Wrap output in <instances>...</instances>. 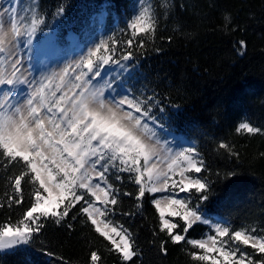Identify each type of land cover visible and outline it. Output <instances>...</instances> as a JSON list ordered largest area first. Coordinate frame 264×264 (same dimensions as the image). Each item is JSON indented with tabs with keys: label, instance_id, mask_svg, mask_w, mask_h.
Masks as SVG:
<instances>
[{
	"label": "trees",
	"instance_id": "16d2710c",
	"mask_svg": "<svg viewBox=\"0 0 264 264\" xmlns=\"http://www.w3.org/2000/svg\"><path fill=\"white\" fill-rule=\"evenodd\" d=\"M131 2L37 0L44 23L34 34L36 43L65 48L70 35L82 40L87 34L97 35L100 27L106 35L112 33L113 56L132 53L130 86L150 109L149 117L192 142L203 161L197 174L206 191L197 208L227 222L233 231L264 236V0H148L155 31L120 40L116 30L124 28ZM225 14L231 17L228 27ZM240 123L261 131L237 132ZM221 143L230 151L219 148ZM4 164L0 156V204L4 205L0 227H17L31 205L34 186L23 181V202L9 206L7 197L14 195L9 177L19 173L20 165ZM120 176V180L108 176L118 189V204L109 217L132 234L136 255L129 264H211L193 260L191 245L168 240L159 231L152 196L146 192L137 200L139 185L132 175ZM40 223L44 227L26 247L0 253V264H91L92 251L101 257L98 264H125L79 206L60 224L46 218ZM205 232V226L195 224L187 238L197 239ZM162 242L166 253L161 251ZM241 249L264 264V254L249 245Z\"/></svg>",
	"mask_w": 264,
	"mask_h": 264
},
{
	"label": "snow or ice",
	"instance_id": "6c2138e0",
	"mask_svg": "<svg viewBox=\"0 0 264 264\" xmlns=\"http://www.w3.org/2000/svg\"><path fill=\"white\" fill-rule=\"evenodd\" d=\"M30 11L31 18L21 15L12 0H8L6 7L0 5V156L5 160V167L20 165L19 173L9 177L14 190V195L7 197L9 206L23 202V181L29 180L34 186L31 205L20 221L23 227H0V249L28 244L44 227L41 218L54 219L60 224L79 206L95 232L110 242V251H115L129 264L136 255L132 234L122 225L112 226L113 222L107 219L118 204V189L109 183L107 175L110 169L131 174L139 185L136 199L142 200L146 192L166 191L169 182L173 189L179 188L181 192L189 189L201 192L205 183L187 174L200 173L203 161L197 159L192 147L173 151L167 142L162 145L146 122L150 109L141 102L127 96L120 100L106 97L105 87L99 86L97 80L102 79L99 69L119 61L113 59L114 49L105 41L90 48L74 67L68 65L59 72L42 76L39 81L29 80L15 50L21 46L23 37H31L44 23L35 7H30ZM223 19L228 27L231 17L225 14ZM129 27L133 36L150 34L155 31V18L143 9L134 16ZM240 44L243 46L244 42ZM101 50L109 54L98 56ZM131 55L127 52L121 59L129 60ZM21 86H26L27 91ZM241 130L261 131L249 123H240L236 131ZM219 148L230 151L226 143L219 144ZM177 174L180 179H173ZM121 178L116 176L117 180ZM85 193L94 199L86 198ZM154 204L159 212V231L166 233L168 240L173 244L187 243L203 252H191L193 260L244 264L247 259V264H259L223 237L230 236L232 241L250 245L264 254V236L230 232L228 227L214 224L215 236L188 239L193 225L209 223L199 209L172 197H166L163 202L154 200ZM166 212L168 217L179 220L170 221ZM161 251L167 252L166 242H162ZM210 254H218L222 260ZM100 259L97 251L91 252V264H98Z\"/></svg>",
	"mask_w": 264,
	"mask_h": 264
},
{
	"label": "rangeland",
	"instance_id": "374dc122",
	"mask_svg": "<svg viewBox=\"0 0 264 264\" xmlns=\"http://www.w3.org/2000/svg\"><path fill=\"white\" fill-rule=\"evenodd\" d=\"M12 3L14 6H16L18 9L21 10L20 12L21 15L28 16L29 18H31L30 7H35L37 9V0H12ZM0 5H3L5 7L8 6V0H0ZM143 9H147L148 14L152 16L151 9L148 4V0H132L129 12L125 17L126 19L124 21V28L120 30H116L117 33L119 32L118 33L119 37L117 38L122 40L123 37L127 35L130 38L145 35L142 33H137L135 36H133L132 29L129 27V24L131 20L134 18V16L138 15L139 11ZM102 22L103 19L100 20L99 22L100 25ZM112 37H113L112 33H108L106 35L105 31L102 29V27H100L97 30V35L87 34L84 37V39L82 38V40H80L78 37L70 35L68 47L59 48L47 42L41 45L40 44L37 45L35 43V39L33 35L31 37L25 36L22 38L21 46L18 47L15 50V52L17 58H20L23 62L22 70L25 69L27 70L25 71V75L28 77V79L29 80L35 79L39 81L42 76L50 75L53 72H59L61 69L67 67L68 65H73L74 67L75 62L77 60H79L82 56L86 55L90 48H93L96 44L100 43L101 41H105L110 48L114 49L115 48L114 44L110 46L112 42L111 40ZM113 43H114V39H113ZM113 52H115V50ZM100 54L108 55L109 53H105L103 52V50H101V53H98V56ZM111 55L113 56L112 53ZM113 58L115 60H118L119 63L118 64L109 63L105 65L103 68L99 69V71L102 72V79L97 78V80L99 81V86L105 87L107 98L120 100L124 96H127L128 99H135L140 102V100L138 99L140 95L138 93L133 92L130 86L131 73L128 67L129 60H123L118 55L115 57L113 56ZM108 85H111V87L110 88L107 87ZM21 87H23L25 91H27L26 86H21ZM133 93H135V95ZM125 110L126 111L128 110L127 105H125ZM146 122L148 123L149 127L153 128V130L157 133L160 143L163 145L165 144V142H167V146L170 147L173 151H179L183 148H189V147L194 148V144L192 142L187 141L181 136L172 133L171 131L166 129L163 125L159 124L151 117H147ZM197 159L199 160L198 156ZM169 174L171 175V173ZM107 175L114 176L116 178V176L121 175V173L118 172L116 169H110ZM187 175H189L192 178L200 179L199 175L194 171L188 173ZM173 179L179 180L180 177L177 174L173 176ZM205 191H206V186L204 189L201 190V192H196L195 189H189L186 192H181L179 188L173 189L171 187V182H169L166 191H161L156 193L148 192V193L152 196L153 204H154V200H161L163 202L166 197H172V198L184 200L186 203L190 204L193 209H199L197 207L201 205V202H203L202 196L205 194ZM85 196L88 199H94L93 197H90L87 193H85ZM196 197L197 199L201 198L200 203H197V205L193 203ZM57 211H59V209H57ZM199 213H202L203 217L207 219L209 223L208 224H204L201 222L196 223V224H202L206 228L205 234L197 238V240L207 239L209 235L215 236L216 233L213 227L214 224H220L222 226L228 227L229 231L233 232L230 226H228L227 222L218 218L210 217L208 215V212L203 207H200ZM158 216H159V212H158ZM165 216L167 219H169L172 222H177L179 220L178 217H168L167 212L165 213ZM107 219L111 220L109 216ZM180 223H182V221ZM112 226L119 228V226L116 225L115 223H112ZM19 227H23V224H21ZM10 228L15 229L16 227H10ZM223 239L229 241L234 247L238 246L241 249L243 246V244L240 241H232L230 236L223 237ZM27 245L28 244L15 245L9 249H0V253L7 252L17 248L26 247ZM225 247L227 248V245ZM193 250L196 251L198 254H203V252L199 249H193ZM210 255H216L217 259L222 260V257H220L218 254H210ZM209 261H211V259ZM244 264H246V261H244Z\"/></svg>",
	"mask_w": 264,
	"mask_h": 264
}]
</instances>
